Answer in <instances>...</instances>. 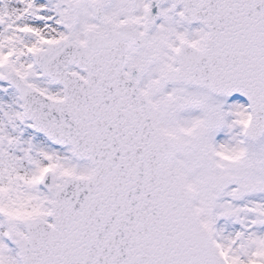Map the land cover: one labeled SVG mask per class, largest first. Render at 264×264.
<instances>
[{
    "label": "snow or ice",
    "instance_id": "obj_1",
    "mask_svg": "<svg viewBox=\"0 0 264 264\" xmlns=\"http://www.w3.org/2000/svg\"><path fill=\"white\" fill-rule=\"evenodd\" d=\"M0 264H264V0H0Z\"/></svg>",
    "mask_w": 264,
    "mask_h": 264
}]
</instances>
